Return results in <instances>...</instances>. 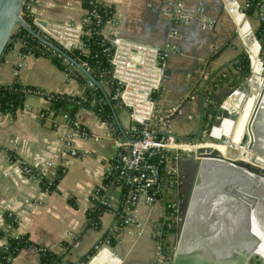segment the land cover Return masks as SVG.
<instances>
[{
    "label": "crops",
    "instance_id": "crops-1",
    "mask_svg": "<svg viewBox=\"0 0 264 264\" xmlns=\"http://www.w3.org/2000/svg\"><path fill=\"white\" fill-rule=\"evenodd\" d=\"M169 1L174 0H100L114 7L117 24L124 36L161 45L169 50L166 77L156 95L158 105L162 112L168 114L170 111L166 118L167 125L176 135L198 137L211 121L215 103L244 81L246 73L240 62L246 51L237 24L246 36L251 37L248 33L249 23L239 13L235 0H183L188 7L195 9L203 3L205 13L214 15L218 20L213 29L203 25L202 15L198 12L186 22L177 11L167 8ZM237 1L245 4L249 0ZM261 2L264 4V0ZM31 10L33 21L39 27L54 22L79 21L86 12L84 0H37ZM260 19L259 8L249 15L255 30L261 25ZM174 46L177 49L174 50ZM21 47L22 41L15 39L0 60L1 84L17 80L24 85L53 93L71 96L85 94L80 79L70 76L51 56L24 54ZM74 69L84 74L81 69ZM104 85L108 90L109 85L106 82ZM242 96L240 93L226 100L225 109L230 114H227L226 122H231L229 132V124L221 126L222 137L226 140L237 139L244 132L247 121L254 123L264 104V90L253 88L241 100ZM51 107V101L45 95L30 92L15 114L0 111V230L8 232L6 213L13 212L18 217V224L9 232L26 234L35 243L22 248L12 258L11 264H40L39 257L46 254L47 250L58 255L57 260L55 257H52L54 261L50 259L52 264H81L84 262L83 255L96 246L105 234L111 233L115 221L114 212L105 209L100 212L99 226L96 227L89 218V210L99 204L96 190L104 184L111 157L119 150L118 138L125 135L130 125L129 108L120 104L115 106L122 129L115 116L111 122L93 108L81 107L76 118L87 131V134H82L67 123L62 112L55 113ZM262 110L263 124L264 105ZM67 137L76 145L78 155L66 153ZM16 158L42 171L47 177H53L57 169L63 166L64 174L56 189L45 190L41 180L25 173ZM47 161H53L55 167L47 166ZM211 166L206 168L210 169ZM220 167L223 169L222 165ZM228 173L225 171L222 174L225 178H222L220 189L227 187ZM240 178L247 179L243 176ZM255 180L262 181L255 178L253 182ZM112 193L118 199V189L113 188ZM207 194L202 191L198 194L197 206L190 222L192 229L201 222L199 218L202 220L203 215H207L204 206L205 201L208 202ZM221 196L218 204H222ZM26 199L36 202L33 210L25 207ZM245 202L251 215L255 207L249 197ZM138 208L139 215L144 219V234L137 236L122 231L113 248L116 256L122 259L119 264H159L162 243L167 253L170 252V244L166 241L168 234L156 237V228L162 215L169 212L160 205H139ZM207 213L210 215L209 211ZM213 214L217 218L218 211L213 210ZM241 219L244 220L239 217ZM232 221L226 224L236 227L235 221ZM237 223L242 224V229L235 228L236 232L229 237L227 247L230 253L235 255L243 249V253L249 257L260 255L264 258V222ZM220 228L225 232L228 230L225 225ZM249 239L253 240L250 246L246 245ZM7 243V233L4 232L0 234V246ZM245 245L247 248H244ZM40 250H44L43 253ZM174 250H171V260ZM108 252L103 250L91 264H116L117 258ZM42 264L47 263L42 260Z\"/></svg>",
    "mask_w": 264,
    "mask_h": 264
},
{
    "label": "built area",
    "instance_id": "built-area-1",
    "mask_svg": "<svg viewBox=\"0 0 264 264\" xmlns=\"http://www.w3.org/2000/svg\"><path fill=\"white\" fill-rule=\"evenodd\" d=\"M36 1L23 0L21 11L23 17L25 13L31 15L32 5ZM86 1L91 6L85 5L86 12L81 20L37 26L38 31L57 41L68 50L80 49L88 52L89 49L84 37L93 33V28L100 26L103 19L98 8V5L101 4L100 0H84V2ZM248 5L249 3H245L244 8L247 9ZM167 8L177 11L186 22L192 19L195 12H198L202 15L203 25L210 29L215 28L218 22L214 15L205 13L203 3L195 9L188 7L183 0H174L169 1ZM237 9L249 23L248 33L251 34V37L246 36L242 32V27L239 26V23L237 24V31L249 58V65L244 81L240 85L234 86L231 92L220 101L221 107L224 109L229 97L238 96V94L251 88L256 73L264 75L263 45L259 41V36L252 26L247 12L244 13L239 5ZM259 16L260 20H264V4L262 2L259 3ZM116 19L117 15L114 11L100 32L104 39L109 42V46H106L104 50L112 51L110 61L113 71L111 77L120 86L114 97L118 98L120 104L129 108L131 121L125 135L118 138L119 150L111 157L106 169L105 176L110 178L112 186L101 185L96 190L97 199L115 214L112 231L103 242L108 241L111 234H120L122 231H133L136 235H143L144 219L139 215V205H160L165 208V203L168 202L167 190L178 178L175 161L183 150H192L186 146H193V150H195L201 146L202 142L209 140L211 135L206 128L200 135L203 140L198 137L184 138L176 135L167 125L166 118L170 111L167 114L166 111L160 110L156 94L166 77V66L170 52L161 45L144 43L124 36ZM175 49H177L176 46H174ZM79 61L88 71H93V66L88 60L80 57ZM75 68L79 69L76 65ZM88 82L90 85L96 83L91 78L88 79ZM30 92L45 95L50 101L54 95L58 94L40 88H32ZM63 117L72 127L82 134H87L78 118L71 119L68 113H63ZM204 137L209 139H204ZM65 144L66 153L78 155V149L70 137L66 138ZM16 161L21 163L22 170L28 175L40 180L47 177L42 171L35 169L30 164L22 163L19 158H16ZM46 165L55 167L53 161H47ZM163 171L169 174L167 179ZM113 188H117L119 191L118 199L112 193ZM35 204V201L26 199L25 207L28 210H33ZM8 214L12 219L6 222V229L10 231L15 226L14 223L18 217L13 212ZM162 216L167 218V213ZM94 225L98 227L99 220L94 221ZM5 246L3 247L7 248ZM163 257L165 255L162 253L161 246L159 263L164 262Z\"/></svg>",
    "mask_w": 264,
    "mask_h": 264
},
{
    "label": "trees",
    "instance_id": "trees-1",
    "mask_svg": "<svg viewBox=\"0 0 264 264\" xmlns=\"http://www.w3.org/2000/svg\"><path fill=\"white\" fill-rule=\"evenodd\" d=\"M260 2L261 0H249L248 1L249 5L246 9L247 14L250 15L252 14V12L255 11V9H258ZM84 4L87 6L90 5V3H88L87 1L84 2ZM98 8L100 10V14L102 16L103 21L100 24V26H98L97 28H93L94 29L93 33L87 34L84 37L89 51L84 52L81 51L80 49H75L73 51L68 49L67 50L78 61L80 60L81 57V59H86L92 64L93 66L92 73L101 82L102 86L97 85V83H95V85H90L88 82V79L90 77L87 74L84 73L82 75L81 73H78L74 69L75 64H73L70 60L66 59L64 56L54 53L40 39L29 33L25 28L21 26H17L15 28L14 32L11 35L10 40L8 41L0 57V60L4 58L7 51L13 45V41L15 39H20L22 41L21 50L22 53L24 54L35 53L39 55L44 54L51 56L54 62L58 66L65 69L70 74V76H75L79 78L80 82L85 87V94L83 96H71L60 93L54 95L51 100L52 110L55 113L58 112L68 113L69 118L74 119L81 107L84 106L90 107L96 110L103 118L110 120L112 122L114 120V112L112 105L117 106L120 104L118 98L114 97L115 93L119 91L120 86L111 77L112 64L110 58L112 55V51L104 50L106 46H109V42L106 39H104V36L100 32V30L103 29V26L106 24L107 19L113 15L115 9L114 7H110L103 3L98 5ZM250 9H252L251 12ZM24 18L28 24H30L33 28L39 30L37 25L34 23L31 15L25 13ZM256 33L258 36L264 33V20H261V25L256 30ZM240 63L242 66V70H244L245 73H247L248 65H249V58L247 54L245 53L242 54ZM104 82H106V84L109 85L108 90L106 89ZM32 88L35 87L24 85L17 80L6 84L0 83V111L11 112L15 114L16 111L23 106L25 96L29 93L30 89ZM163 173L165 178L167 179V176L169 174L166 173L165 171H163ZM63 174H64V167L60 166L53 177H43L41 179L42 187L45 190L56 189L57 184L61 179V177L63 176ZM106 184L112 186V183L110 184V178L109 179L106 178L102 186H105ZM102 188L104 189V187ZM70 201L75 203L73 199H70ZM165 205L167 209H173L171 203L167 202L165 203ZM105 209H107L105 205L101 201H99L97 207L89 210V218H91L90 220H92L93 222L96 220L98 221L100 212H102ZM8 213L9 211L6 213L7 222H9L12 219V217H10ZM167 222L170 223V221ZM14 224L16 226L18 224V220H16ZM173 229L174 228L172 226H169V224L165 222L162 224V230L159 231V234L161 237H163L167 232ZM4 232L7 233L8 243L6 244L7 246H5L7 248L0 246V264H11L12 258L16 254H18V252L22 248L35 245L32 239H30V237L26 234L15 235L9 231L6 232L4 229L0 230V234H4ZM107 235L108 234H105L104 238L100 242H98L96 246L99 245L101 242H103V240L107 237ZM111 240H113V242H116L115 238H112ZM96 246H93L85 255H83L82 260L84 262H87L89 264L88 261L95 254ZM40 251L43 253L44 250H40ZM167 251L168 250L166 248L162 249V253H164L165 257L163 259L164 262L159 264H167V261H169L170 258L168 254H170V252L167 253ZM52 257H55V259L57 260L58 255L54 252H50L49 250H47V253L42 255V260L45 261L47 264H52L50 262V259H52Z\"/></svg>",
    "mask_w": 264,
    "mask_h": 264
},
{
    "label": "water",
    "instance_id": "water-1",
    "mask_svg": "<svg viewBox=\"0 0 264 264\" xmlns=\"http://www.w3.org/2000/svg\"><path fill=\"white\" fill-rule=\"evenodd\" d=\"M239 5V8L246 13V9L244 8V4L235 0ZM23 7V0H0V57L11 38L12 33L14 32L17 26H21L25 28L29 33L40 39L49 49H51L54 53H57L61 56H64L66 59L70 60L74 63L79 69L84 71L91 79H93L97 85L102 86L101 82L95 77V75L86 69V67L78 61L74 56H72L68 50L62 47L59 43L55 42L53 39L47 37L42 32L33 28L21 14ZM252 9H250V12ZM259 41L263 45L264 43V33L259 35ZM113 68H111V72ZM167 73V71H166ZM226 95H223L222 99H224ZM114 116L116 118L117 123L123 129L121 122L118 117V113L116 111V107L112 105ZM215 110L213 111V115L211 117V121L207 125V130L210 132V139L208 137H204V139H209L214 142H226L225 137H222L221 125L225 122L226 115L228 112L226 109L221 107L220 102L215 103ZM210 113V110L208 111ZM207 119V116L204 118ZM200 138V135L198 136ZM247 141V135L243 137V144ZM260 150L263 151L264 143H261ZM260 151V152H261ZM181 157L190 159L195 164L194 175L191 181V190L188 193L187 202L184 214L181 218V223L179 225V229L177 231V244L175 246L173 259L171 260V264H248V262L252 261L253 257H249L244 254L243 249L241 253H236L232 255L230 253V249L227 247L229 241V237L232 233L236 232L235 225L231 226V224L227 225V231H222L218 229L216 226L218 221L220 220V215L216 216L213 214V210H216L218 202L217 199L219 196L215 195L213 191L208 192V196L205 201L204 206L207 208V215H203L202 220L197 228L192 229L190 226V222L192 220L193 212L195 211V206H197L198 202V194L201 192L200 187L202 183L203 174L206 172V167L208 164L213 165L212 159H208V157H218L224 159L221 153L214 149L211 145L208 146H199L195 150H186L182 151L180 154ZM226 160V159H225ZM231 160V159H229ZM228 160V161H229ZM230 163L238 164L247 170L254 171L261 175H264V169L260 168L250 162H246L244 160H234ZM230 163H224L222 161H218L216 165H229ZM215 165V164H214ZM239 170V169H238ZM234 170L233 171H238ZM205 171V172H204ZM213 171V170H211ZM213 173V172H212ZM243 175V174H242ZM200 183V184H199ZM205 197V196H204ZM221 199V198H220ZM209 204V205H208ZM230 204V202H229ZM230 210V208H229ZM214 215V216H212ZM211 217V218H210ZM211 219V221H210ZM212 222V223H211ZM235 224L238 226L237 221ZM218 229V230H217ZM238 229H242L241 227ZM221 232V233H220ZM221 235V236H216ZM211 236L213 238H211ZM252 239H249L246 245L250 246L252 244ZM244 248H247V246ZM42 255L39 257V263L42 264L41 260ZM54 261V258L51 259ZM264 264V258L262 260ZM86 263V262H83ZM57 264V263H56Z\"/></svg>",
    "mask_w": 264,
    "mask_h": 264
},
{
    "label": "rangeland",
    "instance_id": "rangeland-1",
    "mask_svg": "<svg viewBox=\"0 0 264 264\" xmlns=\"http://www.w3.org/2000/svg\"><path fill=\"white\" fill-rule=\"evenodd\" d=\"M258 126L260 127L259 128L260 131L264 130L263 129L264 123L262 124V121H259L256 124V127ZM200 140H203V138L201 137ZM257 146L261 147V144L259 143L257 144ZM183 151H186V150H183ZM175 164L177 165V169H178V172H177L178 178H177V181H175L174 184L167 190L168 191L167 193L168 203H171V206L173 207V209H167L169 212V214L167 213V218H164L162 216L159 219V224L157 225V228H156L157 229L156 237L159 236V231L162 230L163 223L166 222L167 224H169V226H172L174 228L173 230L169 231V233L165 234V235L168 234L166 241H168L170 244L169 246L170 254H168L170 259L169 261H167V264H171V258H172L171 250L175 249V246L177 244L176 235L179 229V225L182 221L181 220L182 215L184 214V211H185L188 193L191 190V180H192V176H193L194 169H195V164L192 160L183 158L181 156L178 157V159L175 161ZM229 166L230 165H225V167H229ZM230 169L233 170L232 168ZM240 179L241 178L237 176L233 177L231 175V178L227 180L228 181L227 187H224V188L221 187L222 189H220L221 185L215 182V180L217 179H215L212 183H210V186L208 185L207 187L208 192L213 191L215 195L217 196H220V194H222L221 199H220L222 201V204H218L219 208L216 209V211H218V215L221 216L220 220L218 221L219 223L216 224L219 230H221L220 227L223 228L224 225L227 226L226 223H228L229 220H233L235 222L241 221V223L244 222L245 220H242V219L237 220L235 214H239L242 212L245 213V210L248 209V204H246L245 202L248 197L250 198L252 204L255 205L256 201L257 200L260 201L261 196L264 194V183L262 181L255 180L256 182L254 181L255 182L254 183L253 182L254 179H251V178L248 180L245 178L241 180ZM245 184H247V186ZM218 200L219 198L217 199V202H219ZM167 221H170V223ZM240 226H242V224L240 225L238 223V228H240ZM235 228H237V225ZM131 233H134V232L131 231ZM118 236H119L118 233L111 234L108 241H104L103 243L101 242L99 245L96 246L95 254L101 249V247L102 248L109 247L112 249L114 253H116L113 248V244L115 242H113V240L111 239L115 238L116 240ZM137 236H141V235H137ZM164 245L165 244L163 243L162 249L165 248ZM262 260H263V257H261L260 255H253L252 261L248 262V264H263ZM86 263L82 262L81 264H86Z\"/></svg>",
    "mask_w": 264,
    "mask_h": 264
},
{
    "label": "bare ground",
    "instance_id": "bare-ground-1",
    "mask_svg": "<svg viewBox=\"0 0 264 264\" xmlns=\"http://www.w3.org/2000/svg\"><path fill=\"white\" fill-rule=\"evenodd\" d=\"M251 88L248 91H245L243 94V96L241 97V100L243 99V97L245 96L246 92H249L251 89L256 88L257 90H264V75H261L259 73H256V75L253 78V81L251 83ZM263 105L262 107L259 109L258 113H257V117L255 119V122L252 123L251 120L246 122V128L244 130V132L242 134H239L237 136V139L235 140H226V142H214V141H204L202 142L200 145L203 146H208L211 145L214 149H217L221 155L223 157H225L224 159L222 158H218V157H208V159H212V163L213 165H207V166H211L210 169L206 168V172L203 174V178H202V185L200 188V191H202V193H206L208 192V185L210 186V183H212L215 179V182L222 185V178H225L222 174L226 172L231 173L230 176H228L227 178L230 179L231 175L233 177L237 176L240 178V176L247 177L248 179H261L262 181H264V175H261L259 173H256L254 171H250L247 170L246 168L238 165V164H234V163H230V161H234V160H244L246 162H250L260 168L264 169V148L263 151L260 150V147L257 146V144L264 143V130L260 131L259 130V126L256 127V124L261 121V118L263 117ZM241 107V105L239 106V108ZM230 115V114H228ZM228 115H226L225 118V122L222 125H228V131L230 130L231 127V122L227 121L226 119L228 118ZM221 125V126H222ZM264 129V128H263ZM244 135H247V141L245 144H243V137ZM187 148H191L193 149V146H186ZM261 151V152H260ZM226 159V160H225ZM231 159V160H229ZM229 160V161H228ZM224 162V163H230L229 167H225L223 166V169H220V164L216 165L217 162ZM215 164V165H214ZM206 167V166H205ZM230 168L234 169V170H238V171H233ZM230 169V171H229ZM213 170V171H211ZM223 170H225L223 172ZM213 172V173H212ZM243 174V175H242ZM217 177V178H216ZM241 180V179H240ZM222 182V183H221ZM247 186V184H245ZM264 194L261 196V200L263 201H256L255 205H254V211L253 213L250 215L248 213V210H245V213H239V214H235L236 218L239 219V217L244 218V220L246 222H264ZM261 249V248H260ZM104 250L105 253H109L108 251H110L112 254L115 255V262L116 264H119L120 261L122 259H120L118 256H116L117 254L114 253L112 251L111 248L109 247H101V249L92 257L91 261H89V264L92 263L93 260H95L100 254L101 252ZM264 253V252H263ZM262 253V254H263ZM113 260L110 259L109 262H111ZM88 264V263H87Z\"/></svg>",
    "mask_w": 264,
    "mask_h": 264
},
{
    "label": "flooded vegetation",
    "instance_id": "flooded-vegetation-1",
    "mask_svg": "<svg viewBox=\"0 0 264 264\" xmlns=\"http://www.w3.org/2000/svg\"><path fill=\"white\" fill-rule=\"evenodd\" d=\"M193 175H194V173H193ZM192 178H193V176H192ZM192 181V180H191Z\"/></svg>",
    "mask_w": 264,
    "mask_h": 264
}]
</instances>
